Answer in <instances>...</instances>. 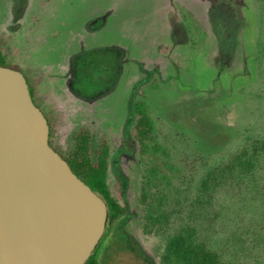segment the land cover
Masks as SVG:
<instances>
[{"label": "rangeland", "instance_id": "374dc122", "mask_svg": "<svg viewBox=\"0 0 264 264\" xmlns=\"http://www.w3.org/2000/svg\"><path fill=\"white\" fill-rule=\"evenodd\" d=\"M0 55L62 155L81 129L93 159L107 144L108 197L129 209L107 264H167L182 233L264 264V0H0Z\"/></svg>", "mask_w": 264, "mask_h": 264}, {"label": "water", "instance_id": "95a60500", "mask_svg": "<svg viewBox=\"0 0 264 264\" xmlns=\"http://www.w3.org/2000/svg\"><path fill=\"white\" fill-rule=\"evenodd\" d=\"M108 214L50 145L25 76L0 66V264H86Z\"/></svg>", "mask_w": 264, "mask_h": 264}, {"label": "trees", "instance_id": "16d2710c", "mask_svg": "<svg viewBox=\"0 0 264 264\" xmlns=\"http://www.w3.org/2000/svg\"><path fill=\"white\" fill-rule=\"evenodd\" d=\"M0 66L13 68L8 65L2 55H0ZM19 72L27 79L31 96L36 104L32 83L22 71ZM137 111L139 118L134 128V138L139 142H144L153 137V124L141 106L137 107ZM50 129L51 134V125ZM52 148L54 147L52 146ZM54 150L68 162L75 174L89 185L108 205L109 214L105 234L90 259L86 262V264H107V259H109L107 257L110 256L112 251L109 243L116 236L120 238L124 237L122 234V224L129 211L128 207L121 204L118 199L111 200L107 194L109 148L106 143H103L96 159H93L91 152V133L87 129H81L76 134L75 145L68 155H62L55 148ZM204 248L201 243L196 241L194 234L182 233L167 243L165 262L167 264H224L217 255L211 254ZM101 254L103 255L102 260L100 258Z\"/></svg>", "mask_w": 264, "mask_h": 264}, {"label": "flooded vegetation", "instance_id": "af4514ba", "mask_svg": "<svg viewBox=\"0 0 264 264\" xmlns=\"http://www.w3.org/2000/svg\"><path fill=\"white\" fill-rule=\"evenodd\" d=\"M37 106H38V105H37ZM44 115H45V114H44ZM48 121H49V120H48ZM49 125H51V124H50V121H49ZM50 131H51V129H50ZM50 139H51V134H50ZM50 144H51V142H50ZM51 146H52V145H51ZM53 149H54V148H53Z\"/></svg>", "mask_w": 264, "mask_h": 264}]
</instances>
